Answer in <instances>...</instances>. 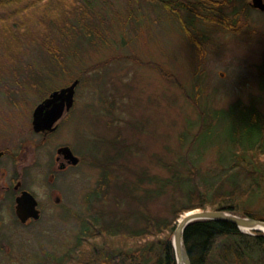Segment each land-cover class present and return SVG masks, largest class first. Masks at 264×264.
Returning <instances> with one entry per match:
<instances>
[{"label": "rangeland", "instance_id": "1", "mask_svg": "<svg viewBox=\"0 0 264 264\" xmlns=\"http://www.w3.org/2000/svg\"><path fill=\"white\" fill-rule=\"evenodd\" d=\"M245 1L220 7L230 18L225 26L175 11L174 2L166 10L160 0H93L94 35L80 39L62 30L70 9H85L79 0H17L8 14L0 11V143L13 151L17 137L30 140L26 166L7 155L6 167L10 175L23 171L42 206L37 219L22 224L0 201V264L78 254L72 247L90 216L127 217L129 226H143L149 216L175 229L185 214L211 210H187L172 221L189 185L217 180L227 167L228 118L215 113L252 101L264 114V10L249 4L242 11ZM234 14L241 21L231 29ZM75 79L73 107L44 142L33 140L34 108ZM204 121L210 126L201 142L210 146L197 149L193 139ZM61 144L79 159L64 171L55 161ZM258 181L246 206L264 216V179ZM224 182L217 187L229 188ZM239 183L248 189L252 181L240 173ZM94 238L103 249L129 241Z\"/></svg>", "mask_w": 264, "mask_h": 264}, {"label": "trees", "instance_id": "2", "mask_svg": "<svg viewBox=\"0 0 264 264\" xmlns=\"http://www.w3.org/2000/svg\"><path fill=\"white\" fill-rule=\"evenodd\" d=\"M16 1L0 0L1 14H8L9 4ZM79 1L85 5V9L82 8L79 11L70 9L67 13L69 16L66 18L70 24L63 23L62 30L68 29L67 32L76 35L75 39H80L83 35L90 38L94 35V29L91 27L95 26L93 19L97 17L99 10L95 8L93 0ZM160 1L166 10H170L169 4L174 2L175 11L185 10L226 26L230 18L219 14L220 7L222 5L234 6L236 0ZM45 3L50 5L51 2ZM247 5L249 4L246 1L243 2L241 10L248 9ZM238 16L240 15L232 16L233 23L229 24V28L235 29V25L240 23L241 17ZM77 30L82 31V34L78 36ZM215 114L220 116L222 114L228 118L229 134L225 141L222 140L226 144L227 167L214 177L218 178L217 180L204 182L200 188H197L198 190L195 188L199 185L195 187L189 185L186 201L174 208L172 221H176V218L184 211L195 208L224 210L264 220V216L256 215L246 206L253 196L254 185L260 182L258 180L264 179V114L252 101L246 105L238 101L223 113ZM205 123L206 121L193 139L197 144V149L206 147V145L210 146L206 142H201L202 134L210 126ZM114 161L115 156L109 160L111 165ZM240 173L244 174L245 179L250 177L252 183L248 189H242L239 185ZM224 179L229 181L230 187L222 190L221 186L217 187V184L222 185ZM90 217L88 225L85 226L87 229L81 231L77 244L72 247L73 251H79L78 254L69 252L64 255L65 258L57 260H54L52 256L44 255V260L40 264H70V255L74 264H77L75 261L78 257L82 258L80 264H176L172 244L174 224L165 229L166 219L156 220L145 216V225L129 226L128 218L123 216L112 220L105 219L101 215ZM255 232L256 234L244 233L235 224L226 220L200 219L186 226L183 243L191 264H264V235L260 231ZM94 234L103 236L110 243L114 238L129 241L114 244L113 249H103L94 243L96 239ZM87 239L88 241L85 242ZM83 242L89 246L82 248ZM85 248H88L87 252L83 251Z\"/></svg>", "mask_w": 264, "mask_h": 264}, {"label": "water", "instance_id": "3", "mask_svg": "<svg viewBox=\"0 0 264 264\" xmlns=\"http://www.w3.org/2000/svg\"><path fill=\"white\" fill-rule=\"evenodd\" d=\"M250 5L254 8L264 10V0H251ZM77 84L78 80L75 79L68 86L53 90L34 108L31 122L34 130H53L55 128L57 120L63 115L64 111H68L73 105L75 87ZM61 150L68 151L69 156L72 158V163L78 162V157L72 153L69 147H63L58 151ZM15 214L22 223L26 222L28 218L37 219L39 217L37 201L29 191L23 190L20 195L16 197ZM200 219L226 220L235 224L240 230L249 229L252 231H262V228H264V220L236 215L224 210L189 212L179 219L173 232L172 244L176 264H191L188 253L184 247L183 233L188 224Z\"/></svg>", "mask_w": 264, "mask_h": 264}, {"label": "flooded vegetation", "instance_id": "4", "mask_svg": "<svg viewBox=\"0 0 264 264\" xmlns=\"http://www.w3.org/2000/svg\"><path fill=\"white\" fill-rule=\"evenodd\" d=\"M249 4H250V2H249ZM74 96H75V93H74ZM45 98H43L41 101H43ZM73 105H74V102H73ZM73 105H72V107H73ZM57 127H58V125L56 124V128L53 130L45 129V130L36 131L33 129L32 124H31V128H30L31 130H29L28 133H29V135H31L33 140H34V137H36L35 140H37V138H38L37 135L41 136L42 139L40 137H39V139L41 142H44L45 140L43 138H47L49 134L54 133V131L57 129ZM27 141L29 142L30 140L29 139H23L22 137H17L15 139V146H14L13 151L9 150L7 147H5L3 144L0 143V152H1V155H0V201H2L4 204H6V202H8L10 207L14 208V211H15L16 197L18 195H20V193L23 190H27L36 199L37 208H38L39 214H40L42 211L41 201L35 196L34 192L30 188L25 186L26 182H25V176L23 174V171L22 172L18 171V173H19L18 176L14 172H13V174L10 175V173L8 172L7 167H6V156L7 155H12V157L14 158V161H17L19 164L26 163L25 160L27 158V154L31 150V147H30L31 145L28 146ZM66 146L69 147L71 149L72 153L75 155L72 148L67 144H61V145L56 147L55 161L57 162V165L61 171H64L71 166H75L79 162V159H78L77 163H72V158L69 156L68 151L67 152L64 150L58 151L59 149L66 147ZM27 148H29V149L27 150ZM4 158H5V161H4ZM29 164L27 166H29ZM23 166H26V165L24 164ZM23 166H21V168ZM21 168L18 167V169H21ZM60 200H61V198L59 196H57L56 201L59 202ZM43 202H44V200H43ZM45 205H48V202L46 204V201H45ZM32 219L33 218H28L26 220V222H23V223L19 219L18 220L22 224H27Z\"/></svg>", "mask_w": 264, "mask_h": 264}, {"label": "bare ground", "instance_id": "5", "mask_svg": "<svg viewBox=\"0 0 264 264\" xmlns=\"http://www.w3.org/2000/svg\"><path fill=\"white\" fill-rule=\"evenodd\" d=\"M262 229H263L262 231L264 232V228H262Z\"/></svg>", "mask_w": 264, "mask_h": 264}]
</instances>
